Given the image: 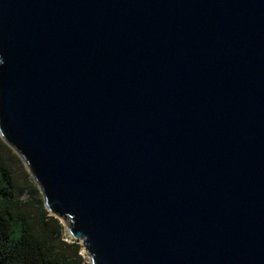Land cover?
I'll return each instance as SVG.
<instances>
[{"label":"water","instance_id":"water-1","mask_svg":"<svg viewBox=\"0 0 264 264\" xmlns=\"http://www.w3.org/2000/svg\"><path fill=\"white\" fill-rule=\"evenodd\" d=\"M0 138L91 264H264V0H0Z\"/></svg>","mask_w":264,"mask_h":264},{"label":"trees","instance_id":"trees-1","mask_svg":"<svg viewBox=\"0 0 264 264\" xmlns=\"http://www.w3.org/2000/svg\"><path fill=\"white\" fill-rule=\"evenodd\" d=\"M11 153L0 141V264H84L79 242L66 240L45 203L23 200Z\"/></svg>","mask_w":264,"mask_h":264},{"label":"rangeland","instance_id":"rangeland-1","mask_svg":"<svg viewBox=\"0 0 264 264\" xmlns=\"http://www.w3.org/2000/svg\"><path fill=\"white\" fill-rule=\"evenodd\" d=\"M0 141L6 145V143L0 138ZM7 146V145H6ZM10 150L12 151L11 157L13 161L10 162V166L12 170L14 171L15 178L17 180V183L21 185L26 191L23 195V200L24 201H30L32 198L37 201H43L44 202V195L36 182V180L33 178V176L30 174L26 164L24 161L19 157V155L13 151L11 148ZM59 221L60 224L63 227V234L68 242H70V235L69 232L63 222L62 219L56 217ZM79 245L81 246V252L80 255L84 259V264H91V261L88 257L87 250L84 246V243L82 241L79 242Z\"/></svg>","mask_w":264,"mask_h":264},{"label":"clouds","instance_id":"clouds-1","mask_svg":"<svg viewBox=\"0 0 264 264\" xmlns=\"http://www.w3.org/2000/svg\"><path fill=\"white\" fill-rule=\"evenodd\" d=\"M3 61L2 60H0V63H2Z\"/></svg>","mask_w":264,"mask_h":264}]
</instances>
